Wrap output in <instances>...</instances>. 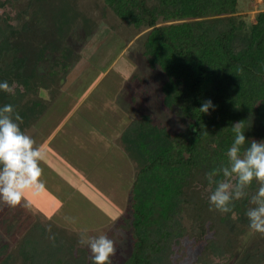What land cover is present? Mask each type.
Returning <instances> with one entry per match:
<instances>
[{
  "label": "trees",
  "instance_id": "16d2710c",
  "mask_svg": "<svg viewBox=\"0 0 264 264\" xmlns=\"http://www.w3.org/2000/svg\"><path fill=\"white\" fill-rule=\"evenodd\" d=\"M96 7L100 24L78 0H0V82L13 87V93L0 90V108L11 104L22 117L20 128L26 126L36 108L32 96L55 90L65 74L52 67L40 71L42 64L53 57L57 67H71L77 60L74 39L98 31L101 43L140 42L137 52L126 54L159 74L160 84L152 88L156 106L175 116L176 128L142 110L150 105L146 100L119 136L138 163L130 174L128 216L121 217L132 240L121 264H173L174 248L185 238L202 244L204 262L237 251L258 183L233 201L234 219L210 211L215 185L206 173L227 164L235 123L242 122L246 141H264V11L244 25L239 0H98ZM208 100L214 107L201 113ZM12 214L7 229L23 232L16 252H9V242L2 244L0 264H91L90 252L40 222L45 218L34 216L40 221L30 223L26 214ZM243 264H264V254Z\"/></svg>",
  "mask_w": 264,
  "mask_h": 264
},
{
  "label": "crops",
  "instance_id": "0c3cea01",
  "mask_svg": "<svg viewBox=\"0 0 264 264\" xmlns=\"http://www.w3.org/2000/svg\"><path fill=\"white\" fill-rule=\"evenodd\" d=\"M251 20L254 22V16ZM113 40L109 39V42L115 45L117 41L121 49L114 53L112 61H108L109 57L106 64L97 59L92 62L89 58L95 53L88 52L66 71L58 88L50 92L40 90L32 96V101L36 103L35 112L21 130L32 136L36 145H42L46 151V158L40 165L43 169L40 179L45 187L35 194L31 191L25 193V201L29 202L28 206L32 204L31 210L36 213L33 217L59 218L56 214L62 212L65 206H49L56 201L62 204L67 201L66 198H59L63 190H60L61 194L58 193V184L63 188L66 186L72 196L78 189L88 187L89 195L93 193L96 200L98 198V201L103 202L106 190L103 189L104 184L98 182L99 173L114 175V164L120 165L123 157L130 154L120 142L119 136L130 119L136 118V106L133 105L135 91L130 93V90H135L134 86L131 87L128 83L120 86L119 81L126 79L122 74L112 75L114 85L100 86L110 76L112 67L118 61L125 58L130 63L125 53L126 43ZM98 67L101 68L100 71H96ZM91 70L97 76L92 72L90 76L94 79L87 85L85 79ZM122 73L125 74L126 71ZM132 74L128 76L130 79ZM130 172L128 169V186ZM124 177H127V173H124ZM48 203L52 210L43 205ZM6 207L8 206L0 204V215ZM22 213L29 215L26 207ZM67 216L68 212H65L62 217Z\"/></svg>",
  "mask_w": 264,
  "mask_h": 264
},
{
  "label": "rangeland",
  "instance_id": "374dc122",
  "mask_svg": "<svg viewBox=\"0 0 264 264\" xmlns=\"http://www.w3.org/2000/svg\"><path fill=\"white\" fill-rule=\"evenodd\" d=\"M80 8L83 9L82 11H85L87 15L93 16L99 23L100 19V12L97 10L96 4L98 0H78ZM101 4V3H100ZM239 6H240V18L239 20L244 23V25H248L252 22V17L255 16V14L264 9V1L262 0H239ZM13 10H15L13 8ZM111 20L110 24L112 26L115 25L113 20L111 18H108ZM100 24V23H99ZM121 28V26H120ZM124 28V27H122ZM124 30V29H122ZM96 37H98V31L94 32L89 38H77L73 40V48L75 52V57H77V60L80 57H83L84 55H87L89 52H94L89 59L90 61H94V59H97L99 62H102V64L108 63V61H112L113 57H115L114 53L120 52L119 49H121V45H118L116 39L113 41L116 43L115 45L112 44V42H109V40L105 42H100L96 40ZM133 42V41H132ZM126 43V50H129L130 52H137L136 49L140 45V42L132 44ZM101 43V44H100ZM129 52V53H130ZM127 53V52H125ZM127 56V54H126ZM110 59L106 61V59ZM128 57V56H127ZM92 58V60H91ZM100 60H99V59ZM53 57H49L48 61L45 64H42L40 71H44L49 67L57 69V72L59 76H62V74L66 71L68 72L70 70L69 68L59 67L60 64H54L53 63ZM130 60V63H127V60L121 59L116 63L115 66L112 67V73H110L108 77H106L100 86H111L114 85L113 80H111L112 75L114 74H122L126 79H121L119 81L120 86H125L127 83L129 86H134L135 90H130V93L135 91L134 101L133 105L136 106V109H139L141 105L146 104L145 101L150 100L148 103L147 109L142 110H148L150 113H154V119L158 122V119L160 117L162 118V122L165 124V126L168 129L174 130L176 128L175 122L176 118L173 114L170 113H164L162 114L160 112V105L157 107L156 104H158L156 92L154 89H152L154 86H158L160 84L158 78L156 75L159 76V74H153L152 72L148 71L147 68L144 65L142 60H139L137 57H135V61L128 57ZM126 62V63H125ZM119 64L121 65L119 66ZM143 64V65H142ZM109 65V64H108ZM101 67V66H100ZM103 67V66H102ZM145 68V69H144ZM95 70V69H94ZM101 68H97L96 71H100ZM126 71L125 74L122 72ZM94 71H90L88 77L85 79L86 84L90 85V81H93L92 76L90 74ZM143 72V73H142ZM95 73V72H94ZM130 73H133L132 79L131 77H128ZM64 74V75H65ZM94 75L97 76L95 73ZM128 79H130L128 81ZM148 93V94H147ZM152 98V99H151ZM146 101V102H147ZM153 102V103H152ZM154 107H157L155 111H152L150 109H153ZM157 111H159L157 113ZM162 114V116H161ZM138 111L136 114V118H138ZM165 121H164V119ZM131 157V154L126 155V157H123V161L119 165V163L114 164V175H102V173H99L98 182L103 183L104 187L103 189L106 190L105 198L103 202L101 200L98 201L95 199L93 193L89 195L90 188L83 187L82 189H78L76 194L72 196L69 191H67L66 186H63L61 184H58V193H60V190H63V194L59 196V198H66L67 201L62 204L61 202L58 203V201L54 202L53 204H43L46 205L48 210V205L50 207H57L64 205L65 208L62 212H59L56 214L59 218H50L43 221H40L38 218H32L33 215L36 213H33L30 206L26 207V213L29 215L27 217L28 222H43L46 226H54L61 229V232L66 238L71 239L74 243L78 244L79 235L82 231H86L89 235L92 236H98L100 234L107 235L110 239H113L115 241L116 245V252L114 255L111 256L110 264H121L124 259L128 256L130 249H131V237L130 234L123 228H121V217L124 215L128 216L127 212V201H128V190L131 185V177H130V184L128 186V178L129 173L128 169L131 170L130 174L134 173L137 166V159ZM130 161V164L128 163ZM130 167V168H129ZM117 168V169H116ZM124 173H127V177H124ZM102 179V180H101ZM105 182V183H104ZM259 187V185H258ZM257 187V189H258ZM62 188V189H60ZM66 190V191H65ZM65 192V193H64ZM101 199V198H100ZM29 203V202H28ZM52 203V202H51ZM42 205V206H43ZM24 204H21L17 206L16 208H9L6 207L2 211V214L0 215V247L2 244H5L9 242L8 245H10V251L9 252H16L18 250V245L20 243V237L22 235L23 229L18 228L13 229L11 227L10 231L8 228V222L11 218V212L13 211L12 215L21 214V212L24 211ZM250 207L252 205L250 204ZM249 207V208H250ZM65 212H68L67 217L75 218V222H71L68 219H65V217H62ZM19 216V215H18ZM125 216V217H126ZM62 217V218H61ZM26 219V218H25ZM44 219V218H42ZM20 220V218H18ZM187 222V226L189 228L188 233L192 234L194 231V228L192 229V225L190 222ZM42 223V224H43ZM209 237V236H208ZM188 238L183 239L181 242V247H175V254L173 255V264H243L244 261L254 256L258 253L264 254V235L258 234V233H250L249 228L246 230L241 237L242 242L240 243V246L237 247V251L219 255L212 256L209 260H206L205 262L202 260H199V256L201 254L202 250V244H196L193 240ZM85 250L88 252L89 249L84 246Z\"/></svg>",
  "mask_w": 264,
  "mask_h": 264
},
{
  "label": "clouds",
  "instance_id": "9594fccd",
  "mask_svg": "<svg viewBox=\"0 0 264 264\" xmlns=\"http://www.w3.org/2000/svg\"><path fill=\"white\" fill-rule=\"evenodd\" d=\"M0 90L13 93V87L7 81L0 82ZM213 107L208 100L199 111L207 114ZM21 123L22 117L11 104L0 108V204L9 208H16L22 202L27 207L25 193L35 194L45 187L40 179L43 174L40 165L46 158V151L21 130ZM231 128L234 141L226 153L227 164L206 173L208 184L215 185L208 197L210 211L232 213L235 219L233 201L243 198L247 194L245 189L255 180L259 187L250 198L252 207L246 211V216L250 233L264 235V141H246L242 122ZM65 219L75 222V218ZM78 244L89 249L91 264H110V257L116 252L115 241L105 234L92 236L82 231Z\"/></svg>",
  "mask_w": 264,
  "mask_h": 264
}]
</instances>
